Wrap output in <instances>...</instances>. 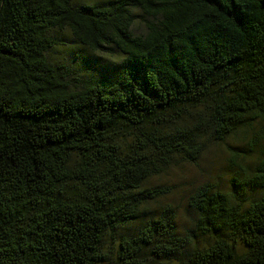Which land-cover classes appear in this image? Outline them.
<instances>
[{"label":"trees","instance_id":"trees-1","mask_svg":"<svg viewBox=\"0 0 264 264\" xmlns=\"http://www.w3.org/2000/svg\"><path fill=\"white\" fill-rule=\"evenodd\" d=\"M87 2L0 0V264H264V0ZM245 137L180 228L162 179Z\"/></svg>","mask_w":264,"mask_h":264},{"label":"rangeland","instance_id":"rangeland-1","mask_svg":"<svg viewBox=\"0 0 264 264\" xmlns=\"http://www.w3.org/2000/svg\"><path fill=\"white\" fill-rule=\"evenodd\" d=\"M88 0H82V3H90ZM93 2H108L109 0H92ZM135 29H140L142 24L136 21ZM69 49L73 52L82 53L87 59L86 53L83 51L79 44L71 42L59 47L54 54L57 55V60H67ZM67 53V56L65 55ZM91 56L90 52H87ZM73 56H70L72 58ZM98 55L94 54L91 58H97ZM100 57V55H99ZM57 61L56 59H54ZM106 62L114 63L116 60L110 56H105ZM61 62V61H57ZM93 63V62H92ZM112 66V65H110ZM247 136V134H242ZM244 137V136H243ZM248 139L239 142L237 139H230L227 143L214 144L209 147L204 157L198 165L187 164L172 170L166 177L162 179L163 184L170 188L172 191L168 197L164 198L166 202L173 203L178 210V226L186 228L191 226V222L195 217L194 210L189 205L188 196L194 189L203 184L220 183L224 189H228L231 185L233 172L229 170V162L235 159L241 162V156L244 154L245 149L253 148L246 147ZM238 154L237 158L233 155Z\"/></svg>","mask_w":264,"mask_h":264}]
</instances>
